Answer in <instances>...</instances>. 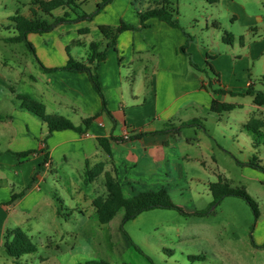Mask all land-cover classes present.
Instances as JSON below:
<instances>
[{
    "label": "rangeland",
    "instance_id": "obj_1",
    "mask_svg": "<svg viewBox=\"0 0 264 264\" xmlns=\"http://www.w3.org/2000/svg\"><path fill=\"white\" fill-rule=\"evenodd\" d=\"M102 1L82 2L84 12L96 14L92 22L62 24L53 30L89 27L94 38L101 33L97 28L102 26V21L113 28L118 27L120 21L133 25L132 15L117 17L110 11L104 15L103 11L97 13ZM158 1L132 0L142 12ZM169 1L174 3L180 26L188 30L192 39L206 47L214 59L217 55L221 65L228 55H232L238 65L248 63L254 88L264 91L259 82L264 76V56L246 58L250 45L255 49L258 45L257 50L264 49L262 22L259 27L255 26L257 29L243 25L247 17L264 20V0H223V5L221 0L218 3ZM21 3L25 0H0V57L11 56L9 46L15 44L32 65L26 67L24 78L0 63V111L10 107L13 91L32 97L29 75L38 71L35 55L24 42L5 43L18 34L7 12L14 11V16L16 11L24 13ZM75 11L81 14L77 8ZM69 13L72 18L76 17L75 13ZM137 20L140 24V18ZM214 21L219 23L218 29ZM240 43L248 48L243 51ZM205 66L206 61L199 67ZM226 71H219L220 80L221 73L228 77ZM206 74L214 78L210 71L206 70ZM219 87L223 88L216 84L215 89ZM13 101L17 102L16 98ZM230 101L243 100L228 97ZM231 121L232 117L227 114L207 112L196 125L178 127L175 130L180 135L178 141L164 156H155L149 162L141 160L137 165L135 176L139 183L135 189L131 191L123 183L127 199L160 193L164 201L180 207L185 215L176 210L156 209L124 223L125 211L121 210L111 222L101 225L92 202L106 196L105 181L97 178L88 182L82 166L71 164L56 166V174L36 173L38 182L33 185L36 190L29 191L18 205L12 204L6 212L4 204L28 186L24 181L31 167L24 164L14 182L1 180L0 227L21 228L36 245L37 252L14 260L6 256L0 244V264H264V173L246 165L255 157L263 160L264 137L258 138L260 147L254 149L251 143L246 144L241 136L229 130ZM215 170L222 176L220 181L213 173ZM218 182L247 192L257 204L260 217L257 219L251 205L239 197H224L214 205L211 185ZM7 198L9 200L4 202ZM198 212L204 215L197 216Z\"/></svg>",
    "mask_w": 264,
    "mask_h": 264
},
{
    "label": "crops",
    "instance_id": "obj_2",
    "mask_svg": "<svg viewBox=\"0 0 264 264\" xmlns=\"http://www.w3.org/2000/svg\"><path fill=\"white\" fill-rule=\"evenodd\" d=\"M34 1L25 0V3H21L25 8L24 13L16 11V16L33 18L31 10L34 8L38 18L48 19L51 23L50 18L43 16L33 6ZM79 2L82 3L84 0ZM223 3L221 0L220 4ZM108 11L117 17L132 15L134 20L131 23L140 26L137 18L142 11L135 7L132 0H113L104 8L102 15ZM65 12L68 10L58 9L53 15L62 16ZM13 13L14 11L7 12L9 18L15 17ZM261 22V31H264V20L261 17H247L243 25L249 29L257 24L259 27ZM107 24L105 21L100 23ZM147 24L150 28L125 31L119 35L116 46L107 50L106 60L98 67L99 81L110 113L103 110L101 97L93 88L87 74L68 71L47 72L37 62V74L29 75L32 82V98L42 103L49 115L64 117L75 126H80L87 118H97L84 134L65 130L55 131L47 137V124L23 109L17 100L19 93L13 91L10 107L0 111V185L4 178L14 182L24 164L31 167L28 178L24 181L29 185L39 171L44 155L21 164L14 153L44 148L50 159L45 174L53 172L56 174V166L62 164L82 166L85 175L87 170L103 165L104 171L97 178H103L105 181V175L109 173L122 187L125 182L133 191L139 183L136 182L138 180L135 174L140 161L149 162L155 156H164V153L178 141L177 137L180 135L175 131L178 127H189L192 126L191 123H194V126L197 121L203 120L207 112L215 113L211 110L213 101L236 104L235 109L219 114L232 117V121L228 123L229 126L232 125L229 128L232 133L241 136L246 144L251 143L254 149L260 147L254 145L253 138L244 130V126L253 118L264 122V107L255 105L250 96L233 97L212 92L217 83L206 73L193 69L189 57L179 51L188 41L187 34L190 35L188 30L182 26L171 27L159 19H150ZM214 24L215 29H218L219 23L214 21ZM97 29L99 30V25ZM91 33L89 27L70 30L61 28L43 35L29 34L28 41L34 44L36 57L41 64L47 69H53L66 66L69 57L86 62L90 54V45L104 43L101 33L94 38ZM254 34L257 35L258 32ZM8 39L5 43L10 44ZM46 41L49 42L45 44ZM10 47L11 56H1L0 63L4 68L16 70V73L25 78L26 67H31L32 64L20 54L15 44ZM257 47L258 45L255 49L250 45V52L246 53V58L264 56V49L257 50ZM241 48L244 51L248 47L241 44ZM187 53L198 66L205 64L207 55L213 56L195 39L190 41ZM214 56L215 59L212 61L214 70L218 73L227 70L228 77L220 72V85L225 90L245 94L250 85L255 86L251 81V68L248 63L238 65L235 58L228 55L224 58L225 64L221 65L219 57ZM263 77L262 82H259L264 88ZM211 82L215 84L213 89L203 88V85L209 87ZM228 97L242 98L243 101L228 102ZM14 98L17 102L13 101ZM246 99L250 100L245 101ZM262 132L264 134V127ZM101 139L105 140L110 153H107L100 144ZM262 154L264 157V152ZM259 161L264 164V158ZM216 170L213 173L220 181L222 176ZM8 200L7 198L4 202ZM16 203L18 205V202ZM12 206H4L5 211L8 212ZM0 230V244L3 245L7 229L1 226Z\"/></svg>",
    "mask_w": 264,
    "mask_h": 264
},
{
    "label": "trees",
    "instance_id": "obj_3",
    "mask_svg": "<svg viewBox=\"0 0 264 264\" xmlns=\"http://www.w3.org/2000/svg\"><path fill=\"white\" fill-rule=\"evenodd\" d=\"M113 0H103L102 3L98 5L97 13H100L104 10V8L112 3ZM208 3H218L220 0H203ZM33 6H35L43 16L52 19L50 23L48 19L38 18L37 12H35L34 8H32L31 12L33 18H26L23 16H15L12 18L11 22L14 24L18 35L12 38H9L7 41L11 43H19L24 42L31 53H33L36 57L35 50L33 45L28 41L29 34H47L53 31V29L62 24H73L78 21H93L96 14H87L82 9V3L79 0H35L33 2ZM80 10L81 14H78L75 9ZM58 9H67L71 13H75L76 17L72 18L70 16L69 11L65 12L63 16H54L53 12ZM177 10L173 8V4L169 0H159L154 7L148 9L144 12L138 14L140 18V27H135L131 24H127L124 21H121L118 27H111L108 25L99 26V30L103 36L104 43H92L90 45L89 57L86 62L77 61L72 57H69V61L66 66L60 68L47 69L45 68L41 62L36 57L37 62L40 64L43 70L47 72H56V71H68L75 73H85L88 75L89 80L95 89V91L99 94L102 100V108L104 111L109 112L108 103L105 99L98 75V67L101 62L105 61L107 58V50L114 48L117 44V38L125 31H138L147 29L150 27L146 22L150 19H159L160 21L166 22L171 27L181 28L177 18L175 17ZM216 26V24H214ZM88 32V30H86ZM188 36V41L192 40V37ZM230 37H233L231 34ZM187 43L185 46L181 47L179 51L189 57V63L191 67L199 72L206 73L210 71L214 78H211L212 81L220 84V74L216 72L211 64V60H214V57L211 55H207L206 66L205 68L199 67L196 65L190 54L187 53ZM264 81V77H263ZM212 82L209 84V87L204 86L203 88L206 90L213 89ZM213 93L221 94V95H230L233 97L236 96H250L253 98V103L259 107H264V92L257 91L253 85H250L246 90L245 94L240 92H233L225 90L224 88H217L212 90ZM17 100L20 101L21 107L28 111L29 113L36 116L43 123L48 126V135L49 137L55 131H65V130H73L77 133L84 134L90 127L91 123L97 117H91L83 120L80 126H75L69 120L60 116L49 115L46 112L45 106L34 100L32 97L28 95H17ZM237 107L236 104L229 103H219L213 101L211 110L216 113H222L226 111H231ZM264 127V122L259 119H251L245 126L244 130H246L251 137L253 138L254 145L258 144V138L260 136L264 137L262 132V128ZM145 135V134H144ZM45 145V142H43ZM100 144L103 146L107 153H110L109 147L105 144V140L101 139ZM18 158V161L23 164L29 162L36 156L44 155V160L39 166V171L37 174H41L46 171L47 164H50L49 155L47 154L44 148L40 150H30L25 152L14 153ZM249 167L257 169L264 173V165L255 157L253 161H250L246 164ZM104 171L103 165L97 166L93 170H87L86 175L88 176V182H93L97 177H99ZM36 174V175H37ZM105 186L107 190V194L105 197H97L93 201V206L98 215V220L101 225H106L111 222L117 214L121 211H125V216L123 222H129L134 220L140 214L144 212L153 211L156 209H171L176 210L185 215V212L176 205H173L169 202H166L162 199V194L158 193H145L139 196H136L132 199H127L123 194L122 185L109 173H106ZM37 182V178L34 176L32 182L25 187V189L18 193L13 194L9 202L4 204V206H10L19 200H21L25 195L33 189V185ZM211 191L214 197L213 204L216 205L221 202L224 197L233 196L239 197L248 202L251 205L256 218L260 217V213L258 210L257 204L253 201V199L249 196V194L243 190L233 189L229 187L227 184H222L221 182L215 183L211 185ZM197 216H202L204 213L198 212ZM3 248L7 257L12 258L14 260H19L21 257L25 255H30L37 252L36 245L32 242L31 238L21 229L17 228L14 230L7 229L4 236V244Z\"/></svg>",
    "mask_w": 264,
    "mask_h": 264
}]
</instances>
